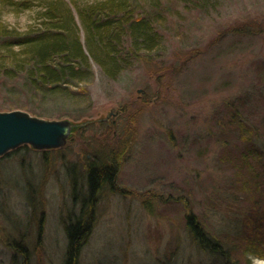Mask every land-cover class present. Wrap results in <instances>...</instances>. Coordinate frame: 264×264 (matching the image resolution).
Returning <instances> with one entry per match:
<instances>
[{
    "label": "rangeland",
    "instance_id": "obj_1",
    "mask_svg": "<svg viewBox=\"0 0 264 264\" xmlns=\"http://www.w3.org/2000/svg\"><path fill=\"white\" fill-rule=\"evenodd\" d=\"M132 1L137 14L159 5L163 45L130 53L114 79L91 60L92 79L71 87L79 101L42 104L0 77V110L78 125L62 147L23 144L0 156V264H65V226L87 202L88 165L109 155H119L116 176L95 192L76 264L196 261L189 211L211 224L245 215V237L264 224V193L254 194L257 202L242 190L264 172V159L249 154L251 147L264 155V0H208L202 9L181 0ZM38 9L18 11L0 0V19L25 29Z\"/></svg>",
    "mask_w": 264,
    "mask_h": 264
},
{
    "label": "trees",
    "instance_id": "obj_2",
    "mask_svg": "<svg viewBox=\"0 0 264 264\" xmlns=\"http://www.w3.org/2000/svg\"><path fill=\"white\" fill-rule=\"evenodd\" d=\"M7 1L18 11L35 6L39 9L36 21L25 29L0 19V77L14 81L20 93L32 95L42 104L48 100L56 104L79 101L71 87L92 79L91 60L102 73L114 79L123 70L130 53L156 51L164 43L156 23L163 15L153 1L151 7L155 11L142 14L136 13L132 0H103L89 6H77L74 0H1L2 4ZM181 1L201 9L210 5L208 0ZM70 4L82 25L84 43ZM249 154L264 159L262 153L251 147ZM118 160L119 155H109L106 162L89 163L87 202L75 215L76 219L65 226L69 240L65 264H76L78 250L90 231L95 192L102 183L113 182ZM259 175V178L258 174L253 176L254 182L243 183L244 197L248 200H257L254 194L264 193V172ZM185 214L190 243L197 249L196 261L190 259L189 264H205L199 253L220 257V264H253L254 258H264V224L245 237L241 233L245 215L229 220L222 217L217 224H211L195 217L192 211ZM172 258H165L163 264H173Z\"/></svg>",
    "mask_w": 264,
    "mask_h": 264
},
{
    "label": "water",
    "instance_id": "obj_3",
    "mask_svg": "<svg viewBox=\"0 0 264 264\" xmlns=\"http://www.w3.org/2000/svg\"><path fill=\"white\" fill-rule=\"evenodd\" d=\"M76 123L66 119H45L23 109L0 110V156L22 144L36 149L59 148Z\"/></svg>",
    "mask_w": 264,
    "mask_h": 264
},
{
    "label": "bare ground",
    "instance_id": "obj_4",
    "mask_svg": "<svg viewBox=\"0 0 264 264\" xmlns=\"http://www.w3.org/2000/svg\"><path fill=\"white\" fill-rule=\"evenodd\" d=\"M256 264H264V260H258Z\"/></svg>",
    "mask_w": 264,
    "mask_h": 264
}]
</instances>
